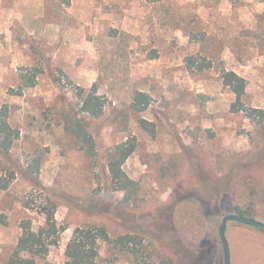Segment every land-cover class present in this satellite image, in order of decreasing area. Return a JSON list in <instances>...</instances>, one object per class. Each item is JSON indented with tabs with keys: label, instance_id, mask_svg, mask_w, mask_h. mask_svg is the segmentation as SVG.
I'll list each match as a JSON object with an SVG mask.
<instances>
[{
	"label": "rangeland",
	"instance_id": "374dc122",
	"mask_svg": "<svg viewBox=\"0 0 264 264\" xmlns=\"http://www.w3.org/2000/svg\"><path fill=\"white\" fill-rule=\"evenodd\" d=\"M191 55L212 66L189 69ZM222 66L246 79L244 104L264 109V0H0V108L8 104L19 131L0 152V180L9 182L0 187V264L23 218L44 224L36 209L48 199L66 229L40 264H65L76 227L104 226L116 237L142 216L159 218L168 238L163 246L141 238L135 249L148 264H224L222 217L239 207L264 222V163L234 171L263 143V125L233 111ZM27 72L37 73L34 86L22 84ZM93 84L107 102L100 117L84 116L96 148L89 157L48 123L52 112L78 108V92ZM136 91L150 96L143 111L131 107ZM130 137L137 147L123 169L136 190H116L108 156ZM226 234L231 264H264V229L230 221ZM98 247L97 264H136L131 251Z\"/></svg>",
	"mask_w": 264,
	"mask_h": 264
},
{
	"label": "trees",
	"instance_id": "16d2710c",
	"mask_svg": "<svg viewBox=\"0 0 264 264\" xmlns=\"http://www.w3.org/2000/svg\"><path fill=\"white\" fill-rule=\"evenodd\" d=\"M202 62H198L196 55L188 56L187 65L189 69L197 68L204 70L212 66V60L207 61L205 56H200ZM37 73L27 72L21 73L22 84L26 87L34 86ZM220 78L223 84L235 94V101L232 103L233 111H244L246 116L262 126L261 146L247 152L244 156L236 160L233 168L234 171L256 166L264 163V109L246 106L243 97L246 92L247 81L244 77L235 71L227 70L223 66L220 69ZM80 102L78 108L61 109L52 112V120L49 125H62L67 133H69L76 145L77 149L82 150L87 156L92 157L96 153L94 137L89 131L84 121V116L93 118L100 117L105 110L106 98L98 91V86L93 84L90 89H80L78 92ZM151 102L150 96L143 91H136L131 107L134 111L145 110ZM10 107L4 104L0 108V152L8 154L13 147L14 142L19 137V131L12 127L9 123ZM142 128L153 133V123L145 119H140ZM137 142L134 137L117 144L110 151L108 156V170L110 174V182L114 189L125 190L128 188L136 190V183L131 180L123 169L126 160L134 153ZM40 170V161L37 160L30 166L31 173H38ZM13 178V176H12ZM9 182L2 183L0 187L7 189ZM231 182L225 192H228ZM224 192V191H223ZM103 205V203H99ZM25 207L32 210L33 206L29 202L25 203ZM57 204L54 200L48 199L45 204H41L36 211L44 215V224L37 229L33 228V222L30 217L23 218L20 221L22 233L14 246L12 253L6 260L5 264H40L39 261H45L50 251V247L57 245L60 241L61 233L66 226L59 224L55 217ZM235 213L243 216L251 217L252 212L235 208ZM0 223H5L4 215L0 214ZM132 226L129 232L116 237H111L108 230L104 226L89 225L76 227L69 239L66 248L65 264H97L99 254L98 241L103 240L120 250L131 251L135 256L136 264H148L144 254V250L135 249L136 245L142 243L143 236H152L160 245L167 243L168 238L161 230L159 218L140 217L138 220L131 221ZM262 229V228H261ZM200 251V248L198 249ZM150 256V253H147ZM146 254V255H147Z\"/></svg>",
	"mask_w": 264,
	"mask_h": 264
},
{
	"label": "water",
	"instance_id": "95a60500",
	"mask_svg": "<svg viewBox=\"0 0 264 264\" xmlns=\"http://www.w3.org/2000/svg\"><path fill=\"white\" fill-rule=\"evenodd\" d=\"M230 221H235L251 227L264 229V222L255 218L240 215L238 213H227L222 217L221 223L218 228V234L223 250L224 264H231V251L230 244L227 238V227Z\"/></svg>",
	"mask_w": 264,
	"mask_h": 264
},
{
	"label": "crops",
	"instance_id": "0c3cea01",
	"mask_svg": "<svg viewBox=\"0 0 264 264\" xmlns=\"http://www.w3.org/2000/svg\"><path fill=\"white\" fill-rule=\"evenodd\" d=\"M18 241V240H17ZM17 243V242H16Z\"/></svg>",
	"mask_w": 264,
	"mask_h": 264
}]
</instances>
